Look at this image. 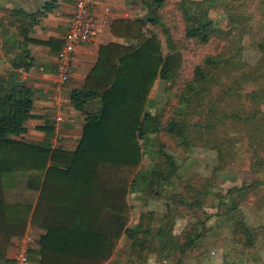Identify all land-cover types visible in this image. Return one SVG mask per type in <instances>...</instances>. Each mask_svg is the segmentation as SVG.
<instances>
[{
	"label": "trees",
	"instance_id": "1",
	"mask_svg": "<svg viewBox=\"0 0 264 264\" xmlns=\"http://www.w3.org/2000/svg\"><path fill=\"white\" fill-rule=\"evenodd\" d=\"M135 1L148 13L149 26L163 24L169 0ZM12 4L0 6V264H14L7 257L10 243L31 227L44 233L29 263L34 257L37 264H115L125 240L127 264H147L152 256L160 264H186L205 238L202 215L210 197L216 200L211 228L227 229L234 251L264 249V0H178L183 41L208 49L180 85L182 45L166 28L162 42L138 25L136 45L100 56L88 77L94 88L69 95L85 119L72 152L51 148L53 120L41 128L42 141L24 137L32 100L23 75L33 65L29 47L38 43L31 34L56 2ZM218 8L225 28L209 15ZM111 28L122 29L117 22ZM251 31L254 63L246 61L242 43ZM159 79L169 88L156 105L151 95ZM93 100L96 108L88 110ZM196 150L213 155L210 175L187 179L180 192L167 195L188 158L178 161L176 152ZM241 155L253 178L217 193ZM135 194L164 198L162 217L147 210L133 220ZM254 198L258 212L253 209L251 222L244 206ZM180 219L187 223L176 234Z\"/></svg>",
	"mask_w": 264,
	"mask_h": 264
},
{
	"label": "crops",
	"instance_id": "2",
	"mask_svg": "<svg viewBox=\"0 0 264 264\" xmlns=\"http://www.w3.org/2000/svg\"><path fill=\"white\" fill-rule=\"evenodd\" d=\"M44 3L47 0H39ZM94 13L101 20V44L91 42L78 43L71 58V70L68 81L57 90L56 84V56L64 35L70 27V15L76 0H55L53 11L42 18L40 24L31 34V38L38 41L29 47L33 57V65L23 78L29 87L31 95V118L25 126L24 137L31 142H40L44 139L41 128L58 112L69 117V121L57 130L54 135L59 137V146L67 151L76 149L82 137L84 114L75 110L70 103L69 95L75 90L93 89L95 81L88 79L99 65L101 55L114 54L115 51H125L136 45L138 25L141 32L148 36L150 26L147 24L148 13L135 0H93ZM107 7L109 13L104 15L102 8ZM113 22L119 23L122 29H112ZM144 25V26H143ZM110 45V46H109ZM108 50L102 51L108 47ZM108 58L106 56L104 61ZM106 68V67H105ZM57 99V100H56ZM60 101V102H59ZM97 101L93 100L88 110L96 108ZM44 231L40 228H28V234L34 242L33 250L37 249L38 239ZM13 239L7 251V257L13 260L15 242ZM29 264H37V260L30 257Z\"/></svg>",
	"mask_w": 264,
	"mask_h": 264
},
{
	"label": "rangeland",
	"instance_id": "3",
	"mask_svg": "<svg viewBox=\"0 0 264 264\" xmlns=\"http://www.w3.org/2000/svg\"><path fill=\"white\" fill-rule=\"evenodd\" d=\"M22 0H0V6L3 7H10L13 4L21 2ZM197 1V0H191ZM178 2V0H169L166 4V7L161 12V22L163 24L155 27L150 26V32L156 33L160 40L163 42L164 38L162 36V30L166 28L170 35L172 36L173 40L178 41L182 45V55L184 57V63L182 69L180 71V79L177 81L178 84H182L183 80L190 75L191 67L193 64L198 62L199 58L208 52V49L205 47H198L192 42L183 41V31H184V24L180 18V15L177 11L174 10V5ZM212 19H214L221 28L226 27V20L222 17V10L217 9L215 11H211L209 13ZM165 25V26H164ZM253 31L249 32L243 39L242 43L245 46V57L246 61L250 63H254L256 58L258 57L257 53L254 49H251L250 43L254 36ZM211 45V44H209ZM212 50V49H211ZM165 53L168 52V49L165 48ZM4 67L0 65V69ZM162 79H159L155 83L154 89L152 90L151 99L156 101V105H161L162 100L164 103V93L163 90H167L169 88L168 82H162ZM158 94V95H157ZM261 109L264 111V102L261 104ZM177 159L180 161L182 158H187V160L181 163V175L180 178L175 179V186L171 189H166V192L169 195L171 191L180 192L183 186L186 184L185 181L190 178L195 179H203L210 175V171L212 169L213 164V155L211 153H206L204 151L196 150L195 152L191 153L188 156H185L182 152H176ZM149 161L145 159L144 165H148ZM227 178L223 181L222 179L219 180L216 191L217 193H221L225 195L227 190L236 186L239 187L243 184V182H248L253 177L249 173L248 168V160L247 158L240 156V160L234 164L231 168L227 171ZM136 197L131 200L132 203V217L133 220H136L140 212H146L147 210L154 211L156 213V217L158 220L162 217L164 212V198L162 199H150L145 200L144 198L140 197L139 195H131L130 197ZM253 199V198H251ZM208 205H206L203 209L205 214L202 215V220L204 219L206 233L203 242H201V249L195 257L188 261L186 264H224L227 260H230L233 264H264V249L263 247L258 245L256 250H252L248 253H238L234 251L231 245L229 244L228 233L227 229H219L214 231V228H211L214 225L215 217H213V213H215V209L211 207V205L216 204L215 198L210 197L208 200ZM256 202L255 198L254 201L250 200L245 206L244 211L245 214L249 215L251 218V222H253L254 218L251 215L253 209L257 210V205L254 203ZM156 218V219H157ZM186 220L180 219L176 222L174 226V233L181 232L185 225ZM127 241L121 240L117 246V259L115 264H127L128 261V247ZM128 258V259H127ZM147 264H160L156 263L153 256L149 258ZM164 264V263H161Z\"/></svg>",
	"mask_w": 264,
	"mask_h": 264
},
{
	"label": "built area",
	"instance_id": "4",
	"mask_svg": "<svg viewBox=\"0 0 264 264\" xmlns=\"http://www.w3.org/2000/svg\"><path fill=\"white\" fill-rule=\"evenodd\" d=\"M93 0H76L71 15L70 27L64 35L62 46L56 56V89L65 84L70 76L71 58L78 43L91 42L101 44L103 39L100 35L101 20L94 13ZM104 15L109 13L107 7H103ZM57 100V99H56ZM60 102V101H59ZM53 127L55 130L69 121V117L62 112L53 116ZM58 131V130H57ZM51 148L59 147V137L54 135L50 140ZM14 264H29L28 253L33 248L34 242L29 235H25L15 242Z\"/></svg>",
	"mask_w": 264,
	"mask_h": 264
}]
</instances>
